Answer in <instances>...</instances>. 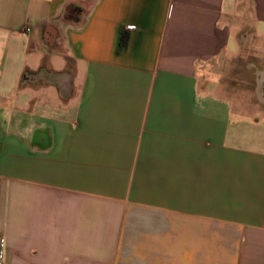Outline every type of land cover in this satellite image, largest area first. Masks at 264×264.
Segmentation results:
<instances>
[{
	"label": "crops",
	"instance_id": "obj_1",
	"mask_svg": "<svg viewBox=\"0 0 264 264\" xmlns=\"http://www.w3.org/2000/svg\"><path fill=\"white\" fill-rule=\"evenodd\" d=\"M249 24L264 0H0L4 264H264V119L215 77Z\"/></svg>",
	"mask_w": 264,
	"mask_h": 264
},
{
	"label": "rangeland",
	"instance_id": "obj_2",
	"mask_svg": "<svg viewBox=\"0 0 264 264\" xmlns=\"http://www.w3.org/2000/svg\"><path fill=\"white\" fill-rule=\"evenodd\" d=\"M245 8V7H244ZM244 11V9L242 10ZM246 12V10H245ZM247 39L241 41L233 35L228 47L229 63L224 70H219L215 74L219 81L227 88L226 96L243 105H253L252 117L264 119V103L258 101L256 94L254 73L264 75V26L261 24H249ZM247 32V31H246ZM256 64V68L248 69V65ZM225 74H221V73ZM241 109V108H240Z\"/></svg>",
	"mask_w": 264,
	"mask_h": 264
},
{
	"label": "flooded vegetation",
	"instance_id": "obj_3",
	"mask_svg": "<svg viewBox=\"0 0 264 264\" xmlns=\"http://www.w3.org/2000/svg\"><path fill=\"white\" fill-rule=\"evenodd\" d=\"M264 66V64H263ZM256 64L253 63V67L252 65L249 67L250 70H252L251 68H256ZM258 77L255 78L256 80V84L258 85L255 89H256V94L258 96V101L264 103V75H261L259 73H254V75H257Z\"/></svg>",
	"mask_w": 264,
	"mask_h": 264
},
{
	"label": "built area",
	"instance_id": "obj_4",
	"mask_svg": "<svg viewBox=\"0 0 264 264\" xmlns=\"http://www.w3.org/2000/svg\"><path fill=\"white\" fill-rule=\"evenodd\" d=\"M27 31H30V29H27ZM4 246H5V240L3 236L0 234V264H4V261H3Z\"/></svg>",
	"mask_w": 264,
	"mask_h": 264
},
{
	"label": "trees",
	"instance_id": "obj_5",
	"mask_svg": "<svg viewBox=\"0 0 264 264\" xmlns=\"http://www.w3.org/2000/svg\"><path fill=\"white\" fill-rule=\"evenodd\" d=\"M128 44V37L125 33H123L121 42H120V49L126 48Z\"/></svg>",
	"mask_w": 264,
	"mask_h": 264
}]
</instances>
